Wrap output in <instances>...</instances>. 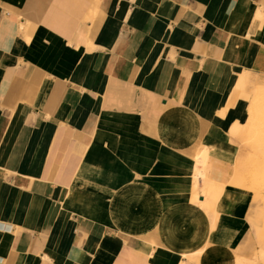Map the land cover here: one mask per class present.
Wrapping results in <instances>:
<instances>
[{
  "label": "crops",
  "instance_id": "obj_1",
  "mask_svg": "<svg viewBox=\"0 0 264 264\" xmlns=\"http://www.w3.org/2000/svg\"><path fill=\"white\" fill-rule=\"evenodd\" d=\"M262 79L264 0H0V264H235Z\"/></svg>",
  "mask_w": 264,
  "mask_h": 264
},
{
  "label": "rangeland",
  "instance_id": "obj_2",
  "mask_svg": "<svg viewBox=\"0 0 264 264\" xmlns=\"http://www.w3.org/2000/svg\"><path fill=\"white\" fill-rule=\"evenodd\" d=\"M262 81L264 82V79ZM256 93H260V96L258 94L259 98L253 105L255 121H248L246 126L243 125L240 134L237 137H232L239 147V154L235 160L231 183L236 187L238 186V188H244V191L247 190L246 192L250 195L251 200L252 196L256 195L257 197L255 207L252 211L250 210V215L247 219L251 239L245 243L244 251L238 254L241 257H236L235 264L264 263V250L261 249V243L264 241V217L259 218L264 215V88L255 87L252 90L250 103L240 113L239 120L246 123L249 108L252 106ZM260 108L262 109L259 110ZM231 164L233 168V163ZM236 178L245 179V183L234 184L233 181ZM203 181L208 182L209 179L207 178Z\"/></svg>",
  "mask_w": 264,
  "mask_h": 264
},
{
  "label": "bare ground",
  "instance_id": "obj_3",
  "mask_svg": "<svg viewBox=\"0 0 264 264\" xmlns=\"http://www.w3.org/2000/svg\"><path fill=\"white\" fill-rule=\"evenodd\" d=\"M264 82L262 81V85H261V89H263L264 88ZM259 92V91H258ZM260 93H261V91H260ZM260 93H256L257 95H255V97L253 98L254 100V103H253V105H255V101L259 98V96H260ZM258 94H259V96H258ZM264 96V95H263ZM264 104V103H263ZM253 105L250 107V109H249V112H248V117L246 118V123H243V122H241V121H234L232 124H231V126L229 127V132H230V134L232 135V136H234V137H237L239 134H240V132H241V129L243 128V125L244 126H246L247 124H248V121H255V119H254V116H253V113H254V109H253ZM263 107V106H262ZM258 108V107H257ZM262 108H260L259 110H261ZM261 112V111H260ZM258 115V114H257ZM260 116V115H259ZM257 120V119H256ZM264 136V135H263ZM204 152H205V150H204ZM203 153V152H202ZM208 155V154H207ZM202 157H206V156H204L203 154H202ZM199 158V157H198ZM201 158V157H200ZM204 159L205 158H202V161H204ZM197 160V159H196ZM205 160H207V157H206V159ZM197 164H198V162H196ZM204 166H206V165H204ZM198 169V168H197ZM209 169V168H208ZM205 171H206V169H204ZM204 170H201V171H204ZM210 171V170H209ZM208 172V171H207ZM206 173V172H205ZM207 175V174H206ZM201 177V176H200ZM204 179V178H203ZM212 183V182H211ZM212 187V186H211Z\"/></svg>",
  "mask_w": 264,
  "mask_h": 264
}]
</instances>
